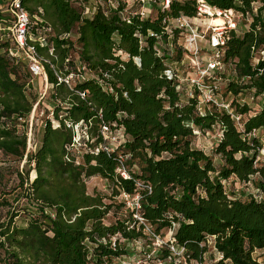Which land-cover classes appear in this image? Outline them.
<instances>
[{
    "label": "trees",
    "instance_id": "obj_1",
    "mask_svg": "<svg viewBox=\"0 0 264 264\" xmlns=\"http://www.w3.org/2000/svg\"><path fill=\"white\" fill-rule=\"evenodd\" d=\"M198 1L173 0L169 9L159 6L155 18L131 15L128 22L122 16L125 0H119L116 10L99 9L92 18L67 0H23L35 23L34 37L43 29L52 30L48 48L35 44L53 99L66 109L58 105L55 110L58 128L48 114L41 118V143L27 153L26 129L37 100L29 95L33 78L26 63L10 56L15 43L0 36V153L21 167L17 206L0 197V264H113L128 256L121 241L139 242L147 235L130 211L106 224L114 208H125L113 202L120 191L139 194L140 215L152 232L161 236L173 230L176 243L192 260L204 262L207 240L214 239L213 248L221 256L214 264H264L255 257L264 255V199L235 198L224 185L230 179L242 185L259 173L254 160L261 139L251 134L264 131V108L253 114L250 105H241L236 98L264 96V0H203L251 21L243 34L229 35L224 56L236 74L226 92L235 97L241 128L217 110L200 116L198 101L183 102L176 81L165 74L170 62L183 57L177 46L179 30H174L172 40L175 56L162 51L170 39L166 21L196 18ZM3 10L6 7L0 3V21H7ZM36 17L42 23H36ZM77 59L98 80L76 83L70 90L58 83L55 71L65 72L67 66L77 69ZM79 92H86L87 99H81ZM70 124L86 129L89 140L68 150L75 138ZM103 126L122 131L126 142L110 154H95ZM215 128L223 135L214 150L223 162L220 168L193 145L195 129L213 132ZM122 162L125 168L129 165L131 179L117 173ZM134 166L138 171L131 170ZM92 178L113 184V197L89 195L86 183ZM255 185L264 193L263 182ZM4 206L9 208L6 216ZM168 256V250L162 249L160 257Z\"/></svg>",
    "mask_w": 264,
    "mask_h": 264
},
{
    "label": "built area",
    "instance_id": "obj_2",
    "mask_svg": "<svg viewBox=\"0 0 264 264\" xmlns=\"http://www.w3.org/2000/svg\"><path fill=\"white\" fill-rule=\"evenodd\" d=\"M1 1V0H0ZM76 7H82L84 15L87 18H92L99 9H114L119 7V0H67ZM133 2L132 6L130 5ZM173 0H125L126 9L122 16L128 20L131 15H139L142 19H147L151 16L150 7L152 5L163 6L164 9H169ZM6 10L1 11L2 15L6 17L7 21H0V36L3 37L4 31H8L7 37L15 43V48L10 50V56L21 60L29 67L30 74L32 75V87L34 80H41V85L38 90L36 103L34 104L31 117L27 124V153L36 150L38 144L34 137L33 123L35 116H51V121L54 128L59 127V123L55 121L53 116H56L55 110L58 105L66 109V105L54 101L52 96V86L49 84L48 75L46 73L43 60L40 58L36 44L42 48L49 47V40L52 36L50 28L43 29L39 32L38 38L32 34L34 22L29 12L23 6V0H6ZM2 4V3H1ZM4 5V4H3ZM245 19L243 15L238 14L234 10L222 11L207 5L203 0L198 1L197 17L190 20L181 17L175 21L167 20V33L170 34L168 43V55L173 58L176 54L173 40L174 30L181 32V37L177 42L178 48L182 51L183 57L180 61L170 62L168 70L165 72L170 80L176 81L177 91L180 94L182 101L189 99H196L197 112L200 116L207 115L210 110H217L228 115L236 125L241 128L242 117L238 114L234 107L233 102L235 97L223 90V85L228 84V80L224 76L229 71L235 72L228 67L224 62L226 52V45L228 37L231 33L241 35L244 32L240 31V20ZM36 23H42L38 17L35 18ZM220 21L219 24L216 21ZM248 20V19H245ZM8 22V27H5ZM250 25V24H249ZM249 27V26H248ZM248 29V28H247ZM43 32V34L41 33ZM70 38L71 35L63 36ZM50 54H54V50L50 48ZM264 57V51L261 53ZM70 60L66 61L69 64ZM77 69L66 67L65 72L55 71V75L60 85H64L70 90H73L76 83L88 81L96 78V76L88 70V68L76 60ZM236 77V76H235ZM98 80V78H96ZM254 91L251 92L253 94ZM79 97L83 100L87 99L86 92H79ZM245 96L241 94L236 100L241 104H248L241 102L240 97ZM250 100L255 101L251 95ZM249 105V104H248ZM59 116H64L63 112ZM192 126V125H190ZM74 128L75 138L73 145L68 149H77L82 146L83 139L89 140V135L86 129L81 128V125L72 126ZM193 127V126H192ZM199 129H195L194 134L196 137L200 134ZM260 130H256L251 134V137H259ZM207 134L211 132H206ZM102 143L99 148L95 150V154L100 151L108 154L117 150L122 144L126 142V136L122 131L113 132L111 128L103 126L101 130ZM223 135L222 131L217 135V144L221 141ZM262 147L255 155L254 166L259 169V173L249 179L248 182L243 184L247 197L253 198L256 201L264 199V193L261 189L257 188L255 182L258 180L264 184V142L261 140ZM117 169V173L125 180L131 179L126 171L125 165ZM227 182L224 183L226 185ZM118 198L125 205L128 211L134 213L135 219L144 225L145 233L152 239V252L146 258L133 261V264H150L151 260L156 264H205L192 260L188 255L185 248L178 246L174 239V231H169L168 238L164 239L161 236L152 232L151 228L145 223L141 217V196L139 194L130 195L124 191H120ZM140 245L141 241L136 242ZM207 244L214 246V239H208ZM167 249L169 256L166 259L160 257L161 250ZM219 259L221 256L218 254ZM126 261V260H125ZM132 262V261H130ZM121 262L120 264H130Z\"/></svg>",
    "mask_w": 264,
    "mask_h": 264
},
{
    "label": "rangeland",
    "instance_id": "obj_3",
    "mask_svg": "<svg viewBox=\"0 0 264 264\" xmlns=\"http://www.w3.org/2000/svg\"><path fill=\"white\" fill-rule=\"evenodd\" d=\"M5 2L6 0L0 1V3L6 5ZM132 4L133 2L131 1L130 5L132 6ZM159 6L160 5H152L150 7L151 17L153 18L156 17L157 9H159ZM250 23H251L250 19L248 20L241 19L240 20V31L244 32ZM5 25H6L5 27H8L7 24ZM4 34L5 35H3V39H7L8 31L7 30L4 31ZM169 50H168V46H165L162 49V51H165L166 54H168ZM259 58H260V55L256 57L257 60ZM225 78L228 81L236 79L232 71H229L227 75L224 76V79ZM40 85H41V80L35 79L34 84H33L34 86L33 90L29 93V95L32 98L34 97L35 99L37 98ZM225 89H226V84L223 85V90ZM244 95L245 96L240 97L239 100L241 102H247L250 105L253 114L260 112V110L263 107L262 98H258L257 100L252 102L250 100V96L246 94ZM183 101H185V98H183ZM33 129H34L35 140L37 144H40L42 140V135H43V125L41 122V116H35L34 123H33ZM219 132L220 131L216 128L213 130V132L209 134H207L206 132H200V134L196 137L193 143L194 148L204 151L208 156H210L213 159L214 164L217 168H220L221 165L223 164L221 158L214 154V150L217 144L216 139H217V135L219 134ZM259 138L263 140L264 142V133L262 131L259 132ZM0 160L1 162L4 161L3 163L5 164V165L4 164L2 165L3 168L5 169V174H4L2 183L0 184V197L5 196L4 198H7L8 200H10L11 204H14V206H17L14 199L16 198L17 193L20 192L16 190V187L18 186L17 172L19 171V169L21 170V167L17 161L6 159L2 156L1 153H0ZM129 168H130L129 165L126 166L127 172ZM23 170L24 171L28 170L27 165H25ZM131 170L138 171L136 166L132 167ZM34 176L35 174L32 173V177ZM86 186H87V192L89 195H93L96 193L102 196H106V198H111L114 195L113 184L109 183L108 181L102 180L101 178H92L88 180L86 183ZM225 189H226V192L230 196H233L235 198H247V194L243 187V184L241 185L235 179H230L225 185ZM105 202L107 204H111L110 200H105ZM113 202H115L116 205L122 204L121 200L118 197L115 198ZM24 203L25 202L22 201L19 206H22ZM8 210L9 208L4 206V209L2 210L3 216H6ZM127 212H128V209H126V207L123 208L122 210H118L117 208H114L108 215L106 219V224L113 223L116 220V218H120L122 215H126ZM17 222L18 224H21V220ZM168 236H169V230H165L161 233V237L164 239L168 238ZM121 243H122V246L126 247V249L129 252V255L121 259L114 260L113 264H120L121 262H127V260H129V262L132 261L130 262V264H133L134 263L133 261L135 262H137L138 260L143 261L146 258V256H148L152 252V239L150 241L149 237H147L145 240H141L140 245L136 244L135 241L125 242L122 240ZM259 254H256L255 257H258L260 261L264 262V255H259ZM218 258L219 257L217 255V252L214 250L213 246H209V251L207 255L205 256V260H204L205 264H214L218 260ZM150 264H156V263L151 260Z\"/></svg>",
    "mask_w": 264,
    "mask_h": 264
},
{
    "label": "crops",
    "instance_id": "obj_4",
    "mask_svg": "<svg viewBox=\"0 0 264 264\" xmlns=\"http://www.w3.org/2000/svg\"><path fill=\"white\" fill-rule=\"evenodd\" d=\"M249 26V25H248ZM248 28V27H247ZM247 28H246V30H247ZM245 30V31H246ZM262 100H263V107L262 108H264V96L262 97ZM183 102H186V101H183ZM262 131V130H261ZM263 133H264V131H262ZM218 255V254H217ZM219 259V258H218Z\"/></svg>",
    "mask_w": 264,
    "mask_h": 264
},
{
    "label": "bare ground",
    "instance_id": "obj_5",
    "mask_svg": "<svg viewBox=\"0 0 264 264\" xmlns=\"http://www.w3.org/2000/svg\"><path fill=\"white\" fill-rule=\"evenodd\" d=\"M216 23H217V24H219V23H220V21L218 20V21H216Z\"/></svg>",
    "mask_w": 264,
    "mask_h": 264
}]
</instances>
